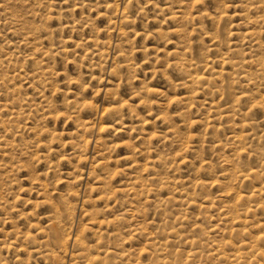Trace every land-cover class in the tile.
I'll return each mask as SVG.
<instances>
[{"label":"rangeland","instance_id":"rangeland-1","mask_svg":"<svg viewBox=\"0 0 264 264\" xmlns=\"http://www.w3.org/2000/svg\"><path fill=\"white\" fill-rule=\"evenodd\" d=\"M259 18L264 0H0V264H230L225 242L264 234Z\"/></svg>","mask_w":264,"mask_h":264},{"label":"bare ground","instance_id":"bare-ground-1","mask_svg":"<svg viewBox=\"0 0 264 264\" xmlns=\"http://www.w3.org/2000/svg\"><path fill=\"white\" fill-rule=\"evenodd\" d=\"M260 6V5H259ZM105 8V7H104ZM113 10V9H112ZM178 12H180V11H178ZM108 15V14H107ZM262 22H264V18H259ZM254 34V33H253ZM253 34L251 33V35L253 36ZM249 35V34H248ZM250 38V37H249ZM251 40V39H250ZM177 52V51H176ZM189 52V51H188ZM187 52V53H188ZM189 54V53H188ZM179 56V55H178ZM228 60V59H227ZM231 59L229 58V60L228 61H230ZM231 62V61H230ZM224 64L225 63V58L224 59H222V62H221V64ZM229 63V62H228ZM241 64V63H240ZM223 73H222V71L221 72H219L218 73V75H222ZM218 75H216V76H218ZM195 80L197 81V83L198 82H201L202 80H204L203 79V77L202 76H196L195 77ZM147 93H153V92H155L153 89H150V88H147V91H146ZM262 103V102H261ZM258 106V105H257ZM264 107V106H263ZM100 127V126H99ZM100 130H103V127L101 126L100 128H99ZM105 129V128H104ZM99 130V131H100ZM239 138H242L243 136H238ZM152 168V167H151ZM240 176H241V178L244 180V179H246L247 178V176L248 175H245V174H243V173H240ZM250 176V175H249ZM247 180V179H246ZM154 182V181H153ZM157 182V181H156ZM216 182V181H215ZM159 184V183H158ZM207 184H209V183H207ZM240 194H238V195H236L235 194V196H236V199H237V201H239V200H241L240 198H242V195L241 196H239ZM30 205V204H29ZM193 206V205H192ZM195 207H197V206H195ZM233 207V206H232ZM54 208V207H53ZM228 208V207H227ZM234 208H236V207H234ZM231 209H233V208H231ZM230 209V210H231ZM66 210V209H65ZM244 212V211H243ZM234 213H235V211H234ZM234 216H236V219L237 218H239V215L237 216V215H234ZM54 217V216H53ZM241 218V217H240ZM239 218V219H240ZM56 219V218H55ZM54 219V220H55ZM57 222H58V220H57ZM56 222H52L51 224H50V233H51V235H52V237H53V239H54V241H55V243H57V244H59V245H57V246H62L63 247V244H65L64 242H66L65 241V237H67L66 235H64L62 232L60 233L59 232V228H58V226L55 224ZM105 223V222H104ZM59 224V223H58ZM228 224V223H227ZM259 224V223H258ZM219 226V225H218ZM218 230V229H217ZM166 231V230H165ZM262 231V230H261ZM65 233V232H64ZM264 233V232H263ZM50 235V236H51ZM30 238V237H29ZM20 239V238H19ZM67 240H68V237H67ZM262 241H264V234H262L260 237H255V239H253L250 243H248V244H241L240 243V245L239 246H236V244L235 243H232V242H225L224 243V245L226 246V247H229V248H232L233 249V247H234V252H233V254H232V256H233V262H231L230 264H232V263H234V262H236V261H239V260H241V258H243V255H244V253H242L241 252V250H243V249H249L250 250V252H252V255H254V256H258V257H262V256H264V250H262V248L260 249V243L262 242ZM75 242H76V245H77V243L78 244H81L82 245V242H81V238H80V235L79 234H77V236H76V239H75ZM54 243V244H55ZM84 245V244H83ZM84 246H86V245H84ZM83 246V247H84ZM242 246H246V247H242ZM86 248V247H85ZM84 248V249H85ZM81 249H83V248H81ZM228 249V248H227ZM232 249H229V251H231ZM86 250V249H85ZM36 252V251H35ZM78 255H81V253H79ZM230 257V256H229ZM228 257V258H229ZM43 258V257H42ZM84 260H86V264H100V260L99 259H97V258H95V257H86ZM112 260V259H111ZM253 260V259H252ZM229 262H230V260H229ZM242 262V261H241ZM244 262V261H243ZM143 264V263H142ZM242 264V263H241Z\"/></svg>","mask_w":264,"mask_h":264}]
</instances>
